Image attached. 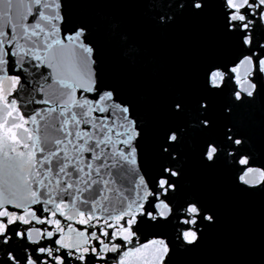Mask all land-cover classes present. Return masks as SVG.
<instances>
[{
	"label": "snow or ice",
	"instance_id": "6c2138e0",
	"mask_svg": "<svg viewBox=\"0 0 264 264\" xmlns=\"http://www.w3.org/2000/svg\"><path fill=\"white\" fill-rule=\"evenodd\" d=\"M164 4L168 11L158 16L163 35L174 36L184 52L185 27L195 23L202 37L193 48L204 53L197 65L211 61L204 73L208 94L195 100L194 113L182 81L172 112L193 114L194 126L208 137L199 153L202 164L215 167L223 155L234 156L241 190L264 192V168L252 166L243 138L227 128L225 139L233 149L227 153L223 141L212 138L216 121L210 99L226 78L239 85L233 96L241 102L254 98L264 84V0ZM63 8L64 0H0V85H9L0 87V264H171L163 238L139 243L141 227H160L182 210L179 223L185 227L177 239L194 246L199 222L216 223L197 199L181 195L188 165L178 152L184 131L169 127L159 110L141 120L133 106L117 101L114 90L98 84L84 30L62 32ZM73 42L83 54L70 47ZM26 58L38 62L33 68L46 63L56 73L59 87L51 98L25 101L18 93L9 100L13 87L23 92L27 85ZM225 59L230 67L221 62ZM41 75L48 83L51 74ZM41 89L44 85L34 91ZM29 104L52 106L28 111ZM160 129L165 132L158 141L157 168L144 141L150 130ZM256 264H264V257Z\"/></svg>",
	"mask_w": 264,
	"mask_h": 264
},
{
	"label": "water",
	"instance_id": "95a60500",
	"mask_svg": "<svg viewBox=\"0 0 264 264\" xmlns=\"http://www.w3.org/2000/svg\"><path fill=\"white\" fill-rule=\"evenodd\" d=\"M167 11L164 0H64L62 32L71 34L76 29L84 30L86 39L82 41L93 48L91 68L97 82L114 90L118 102L133 106L141 120L153 110H159L169 127L183 129L184 142L178 152L188 159V165L181 179V195L194 197L206 212L216 217L215 224L199 222L201 232L197 245H185L183 240L177 239L178 230L185 227L179 223L183 218L182 210L170 222H161L160 227L150 224L141 227L139 243L163 238L170 247L171 264H256L264 257V215H261L264 192L241 190L244 186L239 180L240 166L235 163L234 156L223 155L215 167L202 164L199 153L208 137L194 126L193 114L172 112L177 81H182L186 100L194 113L195 100L208 94L204 73L211 61L197 65L198 56L204 53L193 48L192 42L202 37V30L195 23L190 22L185 27L188 41L184 52L176 46L174 36L163 35L158 16ZM58 27H61L59 23ZM260 31L258 28V35ZM70 47L83 54L76 42ZM38 54L45 55L42 48ZM221 62L231 66L228 59ZM37 63L31 58L25 59L27 85L23 92L19 85L13 87L9 100L18 93L25 101L33 96L36 99L52 97L59 87L55 84L56 73L46 63L33 68ZM42 73L51 74L48 83ZM41 85L44 89L34 91ZM0 87L8 89L9 85L4 83ZM238 88L239 85L226 78V85L210 97L216 121L212 138L223 141L225 153L232 151L224 135L231 127L235 137L243 138L244 152L250 157L252 166L264 168V84L258 85L254 98L245 97L242 102L233 96ZM17 105L21 112L25 111L21 100H17ZM51 106L29 104L27 110L40 111ZM229 106L230 113L226 111ZM164 132L165 129L150 130L144 141L157 168L162 163L158 141Z\"/></svg>",
	"mask_w": 264,
	"mask_h": 264
}]
</instances>
